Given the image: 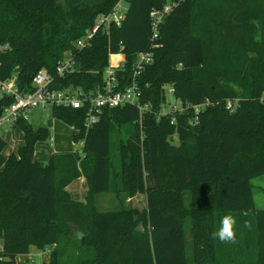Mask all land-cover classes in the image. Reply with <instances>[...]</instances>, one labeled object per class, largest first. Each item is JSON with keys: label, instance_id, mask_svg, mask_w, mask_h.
I'll return each mask as SVG.
<instances>
[{"label": "trees", "instance_id": "obj_1", "mask_svg": "<svg viewBox=\"0 0 264 264\" xmlns=\"http://www.w3.org/2000/svg\"><path fill=\"white\" fill-rule=\"evenodd\" d=\"M118 1L0 0L1 80L14 74L28 89L43 68L51 88L88 92L109 54L121 53L117 87L134 80L139 102L151 105L141 115L133 104L102 107L89 127L85 107H50L83 142L79 152L53 151L46 161L33 153L49 127L14 121V152L3 154L0 136V264H24L16 255L51 244L55 264H264V208L255 207L250 182L264 174V0H169L156 38L149 12L167 0H125L118 25L75 46ZM141 51L152 61L134 75ZM67 55L73 70L58 76ZM163 85L181 109L160 112ZM9 102L0 98V106ZM81 175L87 190L77 201L65 185ZM99 193L120 205L100 210ZM139 193L142 210L123 203ZM223 216L235 220L234 241L213 235Z\"/></svg>", "mask_w": 264, "mask_h": 264}, {"label": "built area", "instance_id": "obj_2", "mask_svg": "<svg viewBox=\"0 0 264 264\" xmlns=\"http://www.w3.org/2000/svg\"><path fill=\"white\" fill-rule=\"evenodd\" d=\"M117 3L118 2L113 5L108 13L98 14L94 18L91 27L76 39L74 45L77 47H84L90 43L89 40L99 28L106 31L110 24L118 25L123 18L126 9H119ZM171 6L172 3L167 0L161 8L152 9L149 12L151 38H156L158 25L163 20L164 16L170 11ZM6 48V44H0L1 50ZM113 54L116 53L109 54V63L103 71L104 75L102 81L96 84L94 88L88 92L83 91L80 86L75 87L72 85L63 86L62 88H51L49 84L52 81V76H50L48 71L43 68L37 70L32 75L28 89L19 86V82L14 74L7 80L0 79V98H11V102L0 106V129L5 126L12 128L14 121L18 118L27 120L28 111L30 108L34 107L45 108L46 106H67L75 109L85 107L83 118L85 127H89L95 123L102 107L120 106L128 103L136 105L140 115L144 111H148L151 105L148 102L143 104L139 102L140 90L137 88L134 80L123 87H117L119 79L116 76L115 69H121L124 57L121 56L114 61ZM135 57L136 59L133 64L134 75L138 74L145 64L152 61V56L148 51H141L137 53ZM72 70L73 62L67 55L56 65L55 74L61 76L63 73ZM162 88H164L165 96L173 98V88L171 85H163ZM177 103L179 105H172L171 108L181 109V104L178 100ZM200 106L201 105H196L195 110L197 111ZM226 106L231 108L232 102L226 100ZM160 112L164 113L165 111ZM71 128L75 131L72 126ZM82 142L81 139L77 143L80 146Z\"/></svg>", "mask_w": 264, "mask_h": 264}, {"label": "rangeland", "instance_id": "obj_3", "mask_svg": "<svg viewBox=\"0 0 264 264\" xmlns=\"http://www.w3.org/2000/svg\"><path fill=\"white\" fill-rule=\"evenodd\" d=\"M119 9L126 7L125 0L118 1ZM172 105H179L177 100H173L172 97L165 96L164 102L162 103V112L169 110ZM27 122L33 127L48 126L50 129V136L46 141L37 142L34 147V156L36 159L45 160L49 151L53 149L58 150H70L76 149L80 151V146L71 137V129L67 123L61 122L54 118L51 114V108L46 106L45 108L34 107L30 108L27 113ZM20 133L7 126L0 129V136L7 143L3 149L5 154H10L15 151L18 145L21 144L19 139ZM252 183V198L254 199V205L256 208H264V174H260L256 177L251 178ZM97 208L100 210L114 209L120 205L114 195L110 193H99L96 197ZM127 206H133L138 210H142L145 207V197L143 194H135L130 196L123 201ZM35 250L28 251L29 255L17 256L18 261L24 264H41L43 258L40 254H35ZM67 257V256H66Z\"/></svg>", "mask_w": 264, "mask_h": 264}, {"label": "crops", "instance_id": "obj_4", "mask_svg": "<svg viewBox=\"0 0 264 264\" xmlns=\"http://www.w3.org/2000/svg\"><path fill=\"white\" fill-rule=\"evenodd\" d=\"M113 55L114 56H116V55L119 56V57H113L114 61L122 56L120 53H116V54H113ZM69 128L72 131L71 132V135H72L73 130H72L71 126H69ZM18 132L21 134L20 131H18ZM70 150H73V149H70ZM53 151H63V150L53 149V150L49 151L48 155L51 152H53ZM3 154L4 155H8V154H5L4 152H3ZM48 155H47V158L45 160H41V161H46L48 159ZM33 156H34V153H33ZM38 160H40V159H38ZM65 188L69 192V194H70L72 199L77 200V201H81V200L84 199V196H85V193H86V190H87L86 183H85V178L81 175L80 177H78L76 179H73L71 182H69L67 185H65ZM95 203H96V201H95ZM137 228L141 229L140 226H138ZM186 241L188 243H190V241H191V236H190L189 233L187 234ZM30 250L31 251L35 250L36 251L35 254H40L42 256V258H43V262H46L47 264H55L56 256H55V253H54V245L51 244L50 246L46 247L43 250L37 249L35 246L34 247L33 246H29L28 247V251H30ZM28 251L26 253H19L18 255H16V260L18 261L17 256H19V255H22V254L29 255ZM61 261L62 262L67 261L66 257H63L61 259ZM67 264H70V263H67Z\"/></svg>", "mask_w": 264, "mask_h": 264}, {"label": "clouds", "instance_id": "obj_5", "mask_svg": "<svg viewBox=\"0 0 264 264\" xmlns=\"http://www.w3.org/2000/svg\"><path fill=\"white\" fill-rule=\"evenodd\" d=\"M235 224V220L231 216H223L220 219V226L214 232V237L218 238L221 242H229L234 241L235 236L233 232V225Z\"/></svg>", "mask_w": 264, "mask_h": 264}, {"label": "water", "instance_id": "obj_6", "mask_svg": "<svg viewBox=\"0 0 264 264\" xmlns=\"http://www.w3.org/2000/svg\"><path fill=\"white\" fill-rule=\"evenodd\" d=\"M0 111H1V109H0Z\"/></svg>", "mask_w": 264, "mask_h": 264}]
</instances>
